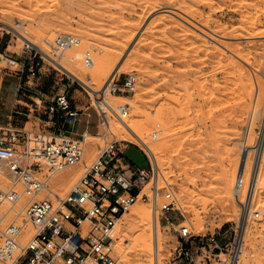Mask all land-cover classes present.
Returning <instances> with one entry per match:
<instances>
[{
	"label": "rangeland",
	"instance_id": "374dc122",
	"mask_svg": "<svg viewBox=\"0 0 264 264\" xmlns=\"http://www.w3.org/2000/svg\"><path fill=\"white\" fill-rule=\"evenodd\" d=\"M59 37L76 41L50 54L45 43ZM26 44L40 51L34 76L22 54ZM0 53L21 63L10 70L0 63V125L30 132L36 154L40 136L47 134L36 118L45 119V108L57 97L66 96L76 111L89 115H79L74 127L80 133L88 124L85 159L54 176L62 177L57 186L49 183L55 193L65 194L102 146L94 135V105L112 115L107 129L117 140L133 128L149 135L156 172L150 156L123 142L126 158L150 172L149 200L132 206L117 226L116 264H175L178 239L167 221L194 235L213 234L224 248L239 238L240 203L264 117V0H0ZM76 53L80 60L73 59ZM128 74L136 77L134 92L109 94L110 83ZM123 104L129 105L125 119L116 114ZM16 110H30V117L15 116ZM258 165L237 264H264V147ZM237 177L243 187L236 197ZM166 192L176 208L162 218L158 207ZM8 209L1 230L11 211L19 215L24 207L0 208Z\"/></svg>",
	"mask_w": 264,
	"mask_h": 264
},
{
	"label": "built area",
	"instance_id": "2783aa9c",
	"mask_svg": "<svg viewBox=\"0 0 264 264\" xmlns=\"http://www.w3.org/2000/svg\"><path fill=\"white\" fill-rule=\"evenodd\" d=\"M75 41L70 37H59L46 42L45 46L50 54H55L67 42L75 44ZM39 53L27 44L22 51L30 64L27 69L30 76L36 73ZM85 59L87 65L91 64L89 54ZM2 61L6 65L5 70L21 66L17 60L0 53V63ZM135 86V75L128 74L120 81L111 82L109 94L128 97ZM93 109L97 115L94 135L101 137L102 146L63 195L55 193L48 183L55 174L81 163L86 140L91 134L87 130V122L80 133L74 132V127L80 123L79 115H89L76 111L66 96L57 97L45 108V119L36 118L46 127L44 131L49 137L41 155L31 147L30 132L11 123L0 125V206L8 204L11 207L15 205V208L22 204L24 207L22 216L15 210L11 211L10 221L0 229V264H116L113 229L131 206L138 201L149 200L145 188L150 181V172L129 161L124 155L127 147L123 145L124 141L108 133L107 120L112 115L95 105ZM13 113L18 117H30V110ZM116 114L125 119L129 105H118ZM100 128L104 134H100ZM158 136V132L153 133L151 139ZM242 187L243 181L237 177L236 197ZM248 190L247 185L244 200L240 203L241 212L246 210ZM175 208L174 197L169 192L164 193L158 214L163 218ZM251 216L258 219L259 213L253 212ZM167 225L178 239L175 264L238 263L241 248H238L237 238L224 248L213 234L194 235L183 225L175 228L168 221ZM26 229L30 230V236L25 239L23 233Z\"/></svg>",
	"mask_w": 264,
	"mask_h": 264
},
{
	"label": "bare ground",
	"instance_id": "6f19581e",
	"mask_svg": "<svg viewBox=\"0 0 264 264\" xmlns=\"http://www.w3.org/2000/svg\"><path fill=\"white\" fill-rule=\"evenodd\" d=\"M202 14V13H201ZM189 21V20H188ZM192 26V25H191ZM183 27V26H182ZM186 30V29H185ZM186 33V32H185ZM198 37V36H197ZM233 39V38H232ZM206 40V39H205ZM203 41V40H202ZM68 43L69 42H67L65 45L67 46L68 45ZM28 45V44H27ZM216 45V44H215ZM65 46V47H66ZM193 46V45H192ZM195 46V45H194ZM29 47V46H28ZM64 47V48H65ZM30 48H32V47H30ZM63 48V49H64ZM62 49V50H63ZM61 49L60 50H57L56 52H55V54H53V55H56V54H59L61 51H62ZM218 54H220V53H218ZM46 56V55H45ZM46 57H48V55L46 56ZM85 57H86V54H85ZM82 58V56L79 54V53H76V54H74L73 55V59H75V60H80ZM86 67H90L91 66V64H89V65H85ZM120 70H121V68H119ZM111 84V83H110ZM113 96V95H112ZM114 97H120V96H114ZM172 106V105H171ZM121 134V140H123V141H125V142H127V143H131V144H133V145H135L136 147H138L145 155H147V156H150L151 157V162H152V167H153V170L156 172V170H157V166H158V163H157V159H155L156 157L154 156V157H152L153 156V154H155V152H154V150H153V147L151 146V144H152V141H150L149 140V135L146 133V131L143 129H141V130H136V129H131V130H125L124 132H122V133H120ZM89 136V135H88ZM148 136V137H147ZM40 137H42V139H43V142H42V144H41V148H44V146H45V144L48 142V140H49V137H48V135L46 136V135H41ZM151 139V138H150ZM96 140V139H95ZM263 142H264V117H263V122H262V127H261V134H260V139H259V142H258V145H257V149H256V151H255V159H256V162H255V168H253L252 169V173H251V175L249 176V179H250V181H249V184H248V194H249V196H248V201H247V206H246V210L244 211V212H242V215H241V218H240V229H241V232H240V235H239V238L237 239V245H238V248H241L240 247V244H241V241H242V236L244 235V231H245V227H246V223L248 222V217H249V211H250V205H251V202H252V196H253V194H254V190H255V187H256V183H257V176H258V170L256 169V165H257V167L259 166L258 165V163L260 162V159H261V157H262V147H264L263 146ZM41 148H40V151H39V153H38V155H41L42 154V152L43 151H41ZM98 150V148L97 149H95V152L94 153H96V151ZM86 151H87V146H86ZM84 155H86V153H84ZM94 156V155H93ZM84 159H85V157H83ZM93 158V157H92ZM83 160V159H82ZM90 161H92V160H90ZM82 162V161H81ZM80 164V163H79ZM66 170V169H65ZM55 175H57V174H55ZM54 175V176H55ZM157 174L155 173V176H156ZM54 176H52L51 178H50V180H49V183H51L52 184V186H57V185H59L60 184V181L62 180V177H61V175H58V176H56V178L54 177ZM54 177V180H51L52 178ZM50 181H52V182H50ZM49 183H48V185H49ZM57 183H59V184H57ZM150 198L151 199H153V200H156L157 199V194L156 193H153L151 196H150ZM138 202H140V201H138ZM137 203V202H136ZM135 203V204H136ZM134 204V205H135ZM3 205H5V204H3ZM3 205H1L0 206V208L3 206ZM133 205V206H134ZM15 206V205H14ZM14 206H12V207H14ZM132 207V206H131ZM130 207V208H131ZM129 208V209H130ZM10 210H12V208H10ZM249 210V211H248ZM129 211V210H128ZM9 213V209L7 210V211H1L0 210V224L2 223V221H3V218L5 217V215H7ZM21 214H24V211H20V213H19V215H21ZM124 216V215H123ZM122 216V217H123ZM122 217H121V219H122ZM121 219H120V221H121ZM120 221L118 222V224L116 225V227L113 229V232H112V239H113V234H114V232H115V230H116V228H117V226L119 225V223H120ZM29 230V229H28ZM1 231V230H0ZM28 233V236H30V230L29 231H27V230H25V232L24 233ZM27 236V237H28ZM114 254H115V252H114ZM115 259H116V256H115Z\"/></svg>",
	"mask_w": 264,
	"mask_h": 264
},
{
	"label": "crops",
	"instance_id": "0c3cea01",
	"mask_svg": "<svg viewBox=\"0 0 264 264\" xmlns=\"http://www.w3.org/2000/svg\"><path fill=\"white\" fill-rule=\"evenodd\" d=\"M3 80V77L2 75L0 74V84H1V81Z\"/></svg>",
	"mask_w": 264,
	"mask_h": 264
}]
</instances>
